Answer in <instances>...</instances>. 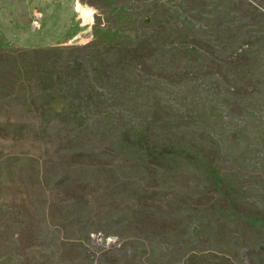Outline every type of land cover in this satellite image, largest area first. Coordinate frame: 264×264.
Wrapping results in <instances>:
<instances>
[{
	"label": "rangeland",
	"instance_id": "1",
	"mask_svg": "<svg viewBox=\"0 0 264 264\" xmlns=\"http://www.w3.org/2000/svg\"><path fill=\"white\" fill-rule=\"evenodd\" d=\"M63 1L0 24V264H264V0Z\"/></svg>",
	"mask_w": 264,
	"mask_h": 264
},
{
	"label": "crops",
	"instance_id": "2",
	"mask_svg": "<svg viewBox=\"0 0 264 264\" xmlns=\"http://www.w3.org/2000/svg\"><path fill=\"white\" fill-rule=\"evenodd\" d=\"M25 1L27 0H24L23 1L24 4H23L22 2L18 3L19 0L18 1L17 0H0V20L2 19L4 20L3 22L0 21V24H6L10 26L11 24H14V23L6 22L5 20L13 18L15 20V27L20 26V28H17V30L18 31L20 30V32L22 31L21 33L25 34L26 30L23 29V26L27 24L28 22H31L34 29L39 28L40 24H39L38 19L42 18L45 15V13H48V12L50 13L52 11L51 4L54 1H58V0H28V1H32L34 5L32 10L28 9V6L25 5ZM60 4L65 6V3L63 0L62 1L60 0ZM75 9L77 10V0L75 1L74 10ZM63 23H64L63 18L59 17L58 18V24H59L58 28L61 29L63 27ZM72 24H73V19L70 21V24L67 26L65 31L62 32L60 37L56 39H49L50 41L46 45H43V46L54 45L60 42L67 35V31L70 29Z\"/></svg>",
	"mask_w": 264,
	"mask_h": 264
},
{
	"label": "bare ground",
	"instance_id": "3",
	"mask_svg": "<svg viewBox=\"0 0 264 264\" xmlns=\"http://www.w3.org/2000/svg\"><path fill=\"white\" fill-rule=\"evenodd\" d=\"M80 5V3L77 1V6H79Z\"/></svg>",
	"mask_w": 264,
	"mask_h": 264
}]
</instances>
